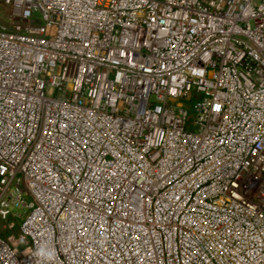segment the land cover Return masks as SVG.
I'll return each mask as SVG.
<instances>
[{"label":"built area","instance_id":"1","mask_svg":"<svg viewBox=\"0 0 264 264\" xmlns=\"http://www.w3.org/2000/svg\"><path fill=\"white\" fill-rule=\"evenodd\" d=\"M0 224V264H264V0H0Z\"/></svg>","mask_w":264,"mask_h":264},{"label":"rangeland","instance_id":"2","mask_svg":"<svg viewBox=\"0 0 264 264\" xmlns=\"http://www.w3.org/2000/svg\"><path fill=\"white\" fill-rule=\"evenodd\" d=\"M185 103L189 106L187 109H188L189 115L192 117L193 116V113H192L191 105H192L193 102L190 101V100H186ZM18 222H20V220ZM10 233L16 234L17 233V230L16 229H13V230L6 231V234H10ZM1 236L4 237L3 235H1Z\"/></svg>","mask_w":264,"mask_h":264}]
</instances>
